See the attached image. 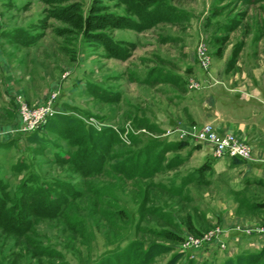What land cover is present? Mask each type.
Here are the masks:
<instances>
[{"label":"rangeland","instance_id":"1","mask_svg":"<svg viewBox=\"0 0 264 264\" xmlns=\"http://www.w3.org/2000/svg\"><path fill=\"white\" fill-rule=\"evenodd\" d=\"M144 1L151 5L140 10ZM73 3L83 22L95 10L132 27L107 24L97 30L107 38L94 40L57 17ZM253 86L264 92V0H0V198L9 196L10 207L23 186L27 194L41 188L67 197L60 214L31 216L22 233L0 224V264H105L129 245L131 261L111 262L138 264L136 254L151 246L145 264H222L229 236L264 235V211L247 209L232 190L236 168L231 179L216 178L227 167L218 164L216 180L182 185V176L214 155L167 133L210 126L251 148L244 161L264 164L254 154L262 148L246 135L217 131L199 101L227 104ZM180 95L196 101L180 103ZM47 106L52 114L30 130ZM90 127L106 130L110 150L99 171L84 173L59 160L89 143ZM180 140L186 147L162 150ZM145 159L150 168L159 162L150 177L117 169Z\"/></svg>","mask_w":264,"mask_h":264},{"label":"trees","instance_id":"2","mask_svg":"<svg viewBox=\"0 0 264 264\" xmlns=\"http://www.w3.org/2000/svg\"><path fill=\"white\" fill-rule=\"evenodd\" d=\"M244 1L253 2L256 0H244ZM149 5L151 4H148L147 1H144L141 5H139L140 6L139 8L141 10ZM78 8H79L78 4L76 3L70 4L66 6L65 8H61L59 12L57 13V17L63 20L64 22L68 23L69 26L75 29L84 28V32L88 33L89 36L92 37L94 40L103 41L104 37L107 38V36H104V34L97 31L101 28L106 27L107 24L113 27H122V26L132 27V24H133V21L129 22L128 20H126L123 23L122 21H120L121 18L119 19L117 16H114V15H110V14L98 15L95 10L90 13L91 18L89 17L87 18L86 21L83 22ZM163 8L161 10H163ZM140 10L139 12H141ZM149 13H153V11ZM93 30H96V31L93 32ZM112 45H113L112 47L115 48L116 43L114 40H113ZM150 71H152V69ZM90 92L95 93L96 91L94 89H91ZM95 94H98V93H95ZM60 115L61 114H59L58 116ZM63 117L68 121L69 120L74 121V119L66 118L65 115ZM73 127H77L80 130L82 129L81 125L76 124V123L73 125ZM105 131L106 130H97L91 127L88 128V130L85 131V135H87L88 138L90 139L89 143L85 144L83 148L77 149V151H75L70 156L69 159H66V160L60 159L59 161L69 163L74 168L81 170L84 173L86 171H99L102 165L101 160H103L104 155H106L110 150L109 141H107V144L105 142L107 140L106 135H104ZM185 145H187V142L180 140L175 143H169L168 145H165V147H162V150H164L166 153L174 149L182 148ZM156 157L158 158V160H160L159 158L162 157V154L161 155L157 154ZM232 159L243 160V159L236 158V157ZM127 162L128 161H124L120 163L121 167L119 166L117 167V169L118 170L120 169L119 171H122V172H123V169H125V172L128 176H137L140 178H147V177H150L153 173H156L158 171V167H157L159 166L158 161H157L158 162L157 166L152 167V168L149 167L148 165L149 163L147 159H145V162L143 164H139L138 162H133V163L129 162L127 164ZM171 163H173V161L170 162V164ZM62 185L66 187V188L62 187L63 190L70 192V195L72 197L75 196L76 192L73 190H70L67 184H62ZM1 188L3 189L4 186H2V182L0 179V189ZM26 190L27 188L23 186L20 199L16 201H13L11 199L10 207H6V201L9 200V196L5 195V198H6L5 200L0 198V224H2L5 228L13 232L17 231L19 233L20 232L22 233L28 230L31 224V216H34V215L49 216L50 214L52 215L60 214L62 210V204L67 201L66 195H63L62 193H57V196L53 197L49 195V192H47L45 189L34 188L33 193L31 194H27ZM44 211H46L47 213H45ZM130 248H131V245L125 248L126 251L123 254H121L122 251H119L115 255H111L107 257L106 259L104 258L103 263L105 262L107 263L108 261H110L109 262L110 264H115L114 262L113 263L111 262L112 261L111 259H113L114 257L119 260H124L126 262L131 261L130 260L131 257H129V255L127 256V254L129 253V250H131ZM150 248L151 246L148 249L146 248L143 251L136 254V257L140 259L138 264H145L147 262V260L149 259L148 253H149ZM124 256H127L126 257L127 259L124 258ZM262 256L264 258V248L254 253H251V252L238 253L234 257L226 258L224 261H222V264H252L253 261L256 260L257 257L260 259ZM261 264H264V259Z\"/></svg>","mask_w":264,"mask_h":264},{"label":"crops","instance_id":"3","mask_svg":"<svg viewBox=\"0 0 264 264\" xmlns=\"http://www.w3.org/2000/svg\"><path fill=\"white\" fill-rule=\"evenodd\" d=\"M190 67L184 68V71H188ZM151 72V71H148ZM171 75L179 76V73L169 71ZM142 80V79H141ZM253 81H251L252 83ZM255 84V83H252ZM236 95V94H234ZM238 95V94H237ZM240 97H231L227 104L219 103L215 97H210V100L206 99L203 101L202 96L199 97L200 104L203 106V110L207 111L208 114L213 116L214 127L219 132H235L246 137L255 143L256 147H260L262 151L255 150L256 156L261 155L264 157V92L257 86H253L249 93L244 92L239 95ZM179 102H193L196 101L193 95H180L178 98ZM196 103V102H195ZM179 104V103H178ZM188 105V104H187ZM185 105L184 108H187ZM251 134V136H249ZM186 147L183 146L182 148ZM196 150L210 149L206 144H201ZM181 148V149H182ZM180 149V148H179ZM188 158L180 157L178 164L186 162ZM227 164V167L223 171L218 172L216 178L226 179V175L231 179L232 173L229 172L236 168L233 173L236 174L235 179L237 184L232 190L235 194H238L243 199V203L247 209H259L264 211V164H257L252 161L235 160L229 157L217 158L208 157L200 166L190 170L189 173L182 176L181 184L186 186L190 183L196 185L209 184L216 178H212L216 171L215 165ZM172 166L175 163H171ZM171 167V166H170ZM202 167V169H201ZM200 169V170H199ZM199 170V171H198ZM186 181V182H185ZM257 188L260 189L259 194L251 193L248 190ZM257 190V192H258ZM229 245L227 247L226 258L234 257L237 253H254L260 250L264 244V235H243L242 237L229 236ZM239 247V248H238Z\"/></svg>","mask_w":264,"mask_h":264},{"label":"built area","instance_id":"4","mask_svg":"<svg viewBox=\"0 0 264 264\" xmlns=\"http://www.w3.org/2000/svg\"><path fill=\"white\" fill-rule=\"evenodd\" d=\"M198 57L200 59L201 64L206 67L209 63V58L206 56V53L203 48H199ZM44 108L37 111V114L30 121V130L36 128L39 125L44 114H52V111L49 106ZM167 133L170 135H176L179 139L182 140L193 139L196 141V143L206 144L212 150L214 157L217 158L236 157L243 160L249 158V152L251 148L248 145H245L244 143L239 141L238 138L231 133H226L220 136L216 134L210 126L205 127L203 130L200 131L193 129L173 128L167 130Z\"/></svg>","mask_w":264,"mask_h":264}]
</instances>
